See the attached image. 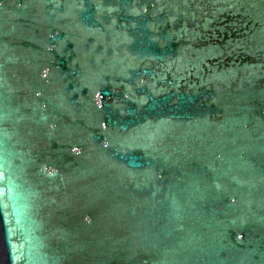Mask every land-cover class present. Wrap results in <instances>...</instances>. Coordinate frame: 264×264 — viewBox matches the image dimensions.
Wrapping results in <instances>:
<instances>
[{"label": "water", "instance_id": "water-1", "mask_svg": "<svg viewBox=\"0 0 264 264\" xmlns=\"http://www.w3.org/2000/svg\"><path fill=\"white\" fill-rule=\"evenodd\" d=\"M0 264H264V0H0Z\"/></svg>", "mask_w": 264, "mask_h": 264}]
</instances>
